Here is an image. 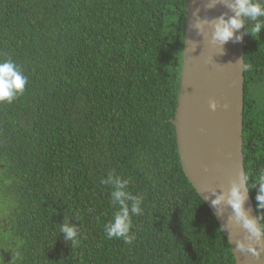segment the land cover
Wrapping results in <instances>:
<instances>
[{
  "label": "trees",
  "instance_id": "trees-1",
  "mask_svg": "<svg viewBox=\"0 0 264 264\" xmlns=\"http://www.w3.org/2000/svg\"><path fill=\"white\" fill-rule=\"evenodd\" d=\"M185 10L186 0H0V60L27 77L0 103V264H235L177 152ZM242 18L244 171L264 233V27L252 35L257 21ZM109 173L142 198L131 243L104 229L120 208Z\"/></svg>",
  "mask_w": 264,
  "mask_h": 264
},
{
  "label": "water",
  "instance_id": "water-1",
  "mask_svg": "<svg viewBox=\"0 0 264 264\" xmlns=\"http://www.w3.org/2000/svg\"><path fill=\"white\" fill-rule=\"evenodd\" d=\"M230 2L186 0L182 75L172 123L183 172L214 214L229 242L234 263L264 264V236L260 241L250 237L228 204L231 187L238 185L245 195L246 213L256 218L263 233L244 172L243 25L226 43L213 39L217 18L233 15ZM212 101L217 105L215 110L209 107ZM217 196L222 201L213 206L211 201ZM237 241L255 245L260 249L259 256L237 250Z\"/></svg>",
  "mask_w": 264,
  "mask_h": 264
},
{
  "label": "clouds",
  "instance_id": "clouds-1",
  "mask_svg": "<svg viewBox=\"0 0 264 264\" xmlns=\"http://www.w3.org/2000/svg\"><path fill=\"white\" fill-rule=\"evenodd\" d=\"M228 7L232 9L233 15L229 16L227 19L224 18V15H221L213 25V39L215 41L223 44L232 39L235 31L240 29L243 25V18L241 19V17H247L253 21H257L251 28L252 35H257L261 27H264V24L258 20L259 17H264V0H231ZM235 38L237 40L240 39L239 36ZM241 68L242 71H248L251 70L252 65L244 63L241 65ZM26 83L27 77L14 61L10 59L0 60V103H11L15 100L18 95L24 92ZM209 107L215 110L217 105L212 101ZM259 180L260 187L256 196L258 201L257 207L264 208V171L261 172ZM128 182L129 180L126 179L122 181L119 177L113 180L111 173H109L108 180L103 181V183H113L115 185L116 190L111 193L112 202L119 203L120 205L118 211L114 213L112 221L106 223L104 229L108 237L123 238L126 243H131L134 239V235H130V229L132 227L131 217L142 213L140 207L142 198L140 196L131 195L123 190ZM126 200L131 201L130 208L125 202ZM244 200L245 195L241 192L239 186L233 185L230 189L228 204L232 208L237 222L241 224L249 236L256 241H260L264 233L261 232L260 227L257 225L256 218H252L246 213L243 207ZM221 201L222 197L217 196L211 203L213 206H216L219 205ZM59 231L65 234V239L72 240L73 245L77 243V231L74 226L64 223L60 226ZM236 249L240 252L251 253L257 257L260 254V249L246 241H237ZM17 256H19V253H17Z\"/></svg>",
  "mask_w": 264,
  "mask_h": 264
},
{
  "label": "rangeland",
  "instance_id": "rangeland-1",
  "mask_svg": "<svg viewBox=\"0 0 264 264\" xmlns=\"http://www.w3.org/2000/svg\"><path fill=\"white\" fill-rule=\"evenodd\" d=\"M257 94H261V95H263V98H264V82L263 83H261L259 86H258V88H257Z\"/></svg>",
  "mask_w": 264,
  "mask_h": 264
}]
</instances>
